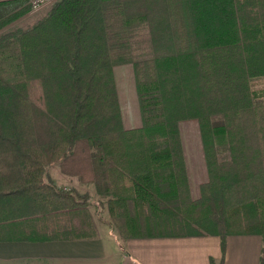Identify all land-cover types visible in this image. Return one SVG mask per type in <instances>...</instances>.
<instances>
[{"label": "trees", "instance_id": "16d2710c", "mask_svg": "<svg viewBox=\"0 0 264 264\" xmlns=\"http://www.w3.org/2000/svg\"><path fill=\"white\" fill-rule=\"evenodd\" d=\"M28 1L1 0L0 28ZM122 64L134 71L138 127L122 123ZM261 77L264 0H56L30 26L6 29L0 241L98 237L88 195L46 178L58 162L107 198L102 222L124 238L216 235L224 249L228 235L256 234L264 264ZM187 119L198 122L207 168L198 198L178 129Z\"/></svg>", "mask_w": 264, "mask_h": 264}, {"label": "crops", "instance_id": "0c3cea01", "mask_svg": "<svg viewBox=\"0 0 264 264\" xmlns=\"http://www.w3.org/2000/svg\"><path fill=\"white\" fill-rule=\"evenodd\" d=\"M1 1V0H0ZM259 235L121 239L99 228L95 239L0 241V264H259Z\"/></svg>", "mask_w": 264, "mask_h": 264}, {"label": "rangeland", "instance_id": "374dc122", "mask_svg": "<svg viewBox=\"0 0 264 264\" xmlns=\"http://www.w3.org/2000/svg\"><path fill=\"white\" fill-rule=\"evenodd\" d=\"M45 9H47V6L43 7L41 11L39 10L40 12L38 13L34 12L35 14L29 11L5 27L0 28V33L10 27L26 28L30 26L44 13ZM113 75L118 95L120 115L124 127L131 128L140 126L142 120L136 97L135 75L131 64L114 66ZM257 86H264V77L257 79ZM178 129L189 180V194L192 198H198L200 195V186L208 179L199 125L196 119H187L179 122ZM40 133L43 137L45 136V126L42 125L39 127ZM254 145L250 147L249 155L254 163L259 166L257 162L259 160V152L256 150V145ZM46 178L55 182L57 186L74 188L78 193L88 195V209L96 225L98 235L99 228L106 227L121 239H127L120 236L115 227L109 228L103 224L101 218L109 221L107 198L105 196H99L96 193L93 183L80 180L78 175L63 172L58 162L52 163L46 168Z\"/></svg>", "mask_w": 264, "mask_h": 264}, {"label": "built area", "instance_id": "2783aa9c", "mask_svg": "<svg viewBox=\"0 0 264 264\" xmlns=\"http://www.w3.org/2000/svg\"><path fill=\"white\" fill-rule=\"evenodd\" d=\"M55 1L56 0H29L30 12H37Z\"/></svg>", "mask_w": 264, "mask_h": 264}]
</instances>
